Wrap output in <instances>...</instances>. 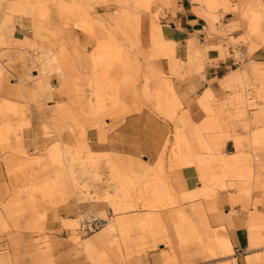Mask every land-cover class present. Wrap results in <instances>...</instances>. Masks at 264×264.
<instances>
[{
	"label": "rangeland",
	"instance_id": "374dc122",
	"mask_svg": "<svg viewBox=\"0 0 264 264\" xmlns=\"http://www.w3.org/2000/svg\"><path fill=\"white\" fill-rule=\"evenodd\" d=\"M194 1L237 61L207 83L210 48L164 37L175 0H0V264H232L240 227L264 250V0ZM135 114L163 125L156 160L97 153Z\"/></svg>",
	"mask_w": 264,
	"mask_h": 264
},
{
	"label": "crops",
	"instance_id": "0c3cea01",
	"mask_svg": "<svg viewBox=\"0 0 264 264\" xmlns=\"http://www.w3.org/2000/svg\"><path fill=\"white\" fill-rule=\"evenodd\" d=\"M178 3V9L175 15L169 14L165 24L163 25L164 37L167 40L174 41L177 44L176 52L178 56H184L186 49L185 43L190 39H197L202 41L204 46L210 48L208 51V59L210 65L206 68L205 81H214L220 77L228 74L237 64L236 59L231 56L221 57L220 52L212 47L219 46V39L215 37H209L207 34V25L205 19L199 16L195 9H199V4L194 0H175ZM16 28L15 36L17 40H23L26 37V27H29V21L27 19H15ZM189 54L197 52L193 42L188 45ZM12 57H18L19 49L11 50ZM255 56L259 62L264 61V48L258 50ZM12 69V76L17 84L26 73L27 68L23 62L17 61L10 65ZM164 128L161 122H158L151 115L135 114L126 116L121 124L112 131V134L108 136V142L106 144H99L95 142V149L97 153H109L116 152L126 157L137 158L139 156H146L148 160L155 161L159 152L161 151L164 137ZM96 137V135H95ZM110 139L113 142H110ZM173 139H171L172 141ZM225 156L234 153L235 145L233 142H227L225 147ZM182 179L185 181V187L187 192H193L195 185L197 184V176L191 169H182L180 172ZM227 212L226 215H229ZM250 226L255 223L264 224V216L259 212L252 210L248 220ZM230 233V239L228 236L217 239H227L231 245V252L227 251L230 255L233 254V248L235 250V257L229 259L232 264H264V250H250L249 240L247 232L244 227L233 229ZM219 245V244H218ZM221 248V247H220ZM238 253V254H236Z\"/></svg>",
	"mask_w": 264,
	"mask_h": 264
},
{
	"label": "built area",
	"instance_id": "2783aa9c",
	"mask_svg": "<svg viewBox=\"0 0 264 264\" xmlns=\"http://www.w3.org/2000/svg\"><path fill=\"white\" fill-rule=\"evenodd\" d=\"M101 226L102 224L98 220H91L83 223L80 230L86 233H92L100 229Z\"/></svg>",
	"mask_w": 264,
	"mask_h": 264
},
{
	"label": "bare ground",
	"instance_id": "6f19581e",
	"mask_svg": "<svg viewBox=\"0 0 264 264\" xmlns=\"http://www.w3.org/2000/svg\"><path fill=\"white\" fill-rule=\"evenodd\" d=\"M81 229V226L79 228V230ZM218 244L221 248H224L226 249L228 252L230 251L231 252V245L230 243L228 242L227 239H224V240H218Z\"/></svg>",
	"mask_w": 264,
	"mask_h": 264
}]
</instances>
